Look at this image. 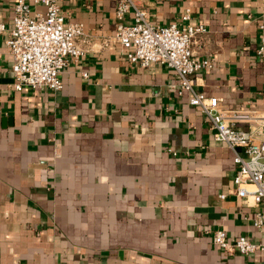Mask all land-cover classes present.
<instances>
[{
  "label": "crops",
  "instance_id": "crops-1",
  "mask_svg": "<svg viewBox=\"0 0 264 264\" xmlns=\"http://www.w3.org/2000/svg\"><path fill=\"white\" fill-rule=\"evenodd\" d=\"M135 1L163 24L189 8L207 28L193 54L212 60L196 88L226 108L264 111V0ZM58 2L82 23L84 53L69 59L61 88L16 89L6 45L15 0H0V264H264V249L213 243L217 228L264 241V227L252 198L235 192L232 150L177 93L174 69L127 58L114 37L117 0Z\"/></svg>",
  "mask_w": 264,
  "mask_h": 264
},
{
  "label": "built area",
  "instance_id": "built-area-1",
  "mask_svg": "<svg viewBox=\"0 0 264 264\" xmlns=\"http://www.w3.org/2000/svg\"><path fill=\"white\" fill-rule=\"evenodd\" d=\"M32 1L43 5L44 10L33 12L30 2L15 0L12 26L6 38L7 49L13 57L14 86L16 89L24 85L59 89L63 85L60 73L69 59L84 53L77 42L83 34V25L80 21L65 20L58 0ZM127 13H132L131 20L124 22ZM115 16L118 22L114 37L124 48L127 58L141 66L158 62L173 68L177 76L174 84L177 93L182 95L187 91L189 102L210 118L213 138L225 143L233 152L235 192L241 197L252 198L257 206L253 224L264 227V111L226 108L217 95H207L196 88L194 74L211 67L212 60L196 57L191 41L196 33L205 32L206 26L191 21L189 8L182 12L181 23L151 21L146 10L135 0H117ZM5 28L6 24L0 20V31ZM257 52L264 55V33ZM212 240L228 253L248 254L264 249V241L245 234L232 239L223 228L213 231Z\"/></svg>",
  "mask_w": 264,
  "mask_h": 264
}]
</instances>
